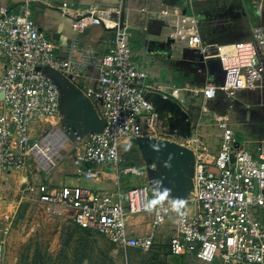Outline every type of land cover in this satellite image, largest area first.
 Instances as JSON below:
<instances>
[{"label": "built area", "instance_id": "1", "mask_svg": "<svg viewBox=\"0 0 264 264\" xmlns=\"http://www.w3.org/2000/svg\"><path fill=\"white\" fill-rule=\"evenodd\" d=\"M54 1L60 2L57 8L62 17L114 32L106 53L96 59L97 75L85 88L86 97L102 106L104 120L101 130L82 138L84 150L79 159L86 163L119 167L122 141L140 136L141 120L153 114L145 92L150 71L133 49L135 13L161 18L162 38L175 43L180 53L190 49L203 62L219 59L223 82L207 84L198 92L203 94L204 104L223 95L229 106L225 113L213 114L222 132L216 156L207 154L199 134L193 138L194 213H187L182 201L156 204L147 185L109 193L82 184L56 186L49 180L60 153L51 137L56 130L54 127L39 138L36 132L45 122L57 119L62 94L48 72L71 80L81 77L32 17L34 5L51 7ZM203 1L216 0H179L172 6L164 0H119L114 5L88 7L76 0H22L1 7L0 177L15 171L36 173L38 201L48 213L67 216L76 226L103 236L124 251H152L157 230L173 219L170 256L187 257L191 264H264V141L249 151L239 145L230 124L238 96L264 90V24L253 28L250 41L220 47L212 55L193 9L194 2ZM254 5L263 15L264 0H254ZM140 31L148 28L140 26ZM183 91L187 89L176 88L173 95ZM203 112L209 113L206 105ZM143 214L151 215V231L131 234L128 219ZM8 231L9 226L5 238Z\"/></svg>", "mask_w": 264, "mask_h": 264}, {"label": "crops", "instance_id": "2", "mask_svg": "<svg viewBox=\"0 0 264 264\" xmlns=\"http://www.w3.org/2000/svg\"><path fill=\"white\" fill-rule=\"evenodd\" d=\"M19 1L21 0H0V8ZM76 1L83 7L96 4L114 5L119 2V0ZM164 1L166 5L172 6L179 0ZM253 1L194 2L193 9L199 20L200 34L207 42L212 55H215L220 47L250 41L253 28L264 24V13L258 14ZM32 17L56 45L57 53L76 66L78 75L81 76L71 80L54 71L48 72L58 83L62 94V106L57 117L59 127H57L68 134L69 140L73 136L78 138L83 134L82 138H84L91 132L101 130L104 124L103 108L86 97L85 88L90 84L92 76L97 75L96 59L106 53L114 39V33L105 30L102 26L91 27L85 23L80 24L63 18L57 8L53 9L45 5H34ZM133 24L135 28L133 49L136 54H141L140 63L150 71L148 89L145 92L154 109L150 117L141 120L142 134L122 141L123 162L117 168L110 165L83 164L82 161H78L76 166L57 165L50 171L48 178L56 186L82 184L96 191L109 193L147 185L151 199L156 204L163 205L179 201L184 198V193L188 190L181 184L188 181L184 179L177 184V189H172L166 195V177L173 179L193 177L192 185L189 187L193 190L194 156H186L183 152H186L187 147L193 148V138L196 133L199 134L209 156H215L220 149L222 133L213 120V114L225 113L229 103L223 95H220L204 104L203 94L198 90L207 84H221L225 75L216 57L204 61L201 67H198L193 60L186 61V57L192 58L180 53L175 43L162 38L164 26L161 18L140 16L135 13ZM140 26H146L148 31L141 32ZM155 86H159L160 90L155 89ZM179 87L186 88L187 91L174 96L173 90ZM259 103L264 105V90L240 94L236 105H243L242 110L251 109L246 116L251 118L263 116V113H257L252 109V106ZM204 105L209 112L207 115L203 112ZM192 107H198L199 109L196 110L198 113H195ZM202 118L207 120L201 121ZM69 122H73L79 128L71 126L72 132L69 131V127L66 130L64 124ZM206 122L209 124L206 125ZM198 124L200 128L197 130L195 126L194 130V125L198 126ZM177 148L182 149L183 152L179 154ZM77 149L82 156L83 144ZM142 167L143 169L138 172L132 170ZM26 178L28 180L29 177H25V180ZM1 179L2 182L5 181L3 176ZM192 199L191 194L190 199L181 200L187 213L196 211ZM10 210L11 203L0 200V260H3L5 255L3 252L6 248L4 230L9 226V219L4 216L9 214ZM128 226L129 232L133 235H147L151 231V215L130 217Z\"/></svg>", "mask_w": 264, "mask_h": 264}, {"label": "rangeland", "instance_id": "3", "mask_svg": "<svg viewBox=\"0 0 264 264\" xmlns=\"http://www.w3.org/2000/svg\"><path fill=\"white\" fill-rule=\"evenodd\" d=\"M21 2L22 0L13 2L12 4H19ZM58 6H60V2L54 1L50 8L56 9ZM32 9L34 10V6ZM104 32L108 33L105 30ZM183 53L185 56L192 58L186 57V61L193 60L198 67H201V64L203 65V58L198 52L185 49ZM242 106L236 105L234 111L231 112L230 124L236 133L239 145L249 151H253L257 148L258 144L264 141V105L259 103L252 106L255 112L263 113V116L251 118L246 117L251 109L242 110ZM192 108L193 111L195 110V113H198L196 111L199 109L198 107ZM200 120L203 121L204 119ZM208 124L209 122H206V125ZM58 125V119L45 122L42 128L37 130L36 137H42L48 130H52L54 127V130H57L56 127ZM64 126L67 130V127L70 128L72 125L69 122L64 124ZM195 126L197 127V125ZM69 131L72 132V129L70 128ZM82 137L83 134L79 135L78 138L73 136L70 140L68 139L63 148L64 150L62 149L59 153L58 161H56L57 165L63 164L70 167V165L76 166L77 162L81 161L77 147L82 145ZM189 148L187 147L186 152L178 148L177 150L179 154L183 152L186 156H194L195 151H191V148ZM82 163L86 162L82 161ZM68 175L70 176L71 174L69 173ZM32 176L34 179L28 178L27 180L26 178L25 180V177ZM3 177L5 178L4 182H2L0 177V200L10 202L11 210L9 214H5L4 216V218L9 219V231L5 240L6 248H4L3 252L5 255L3 260H0V264H73L74 262L77 263L84 254L88 255L85 258V260L87 259L85 264H105L103 261L105 253L112 258L113 264L192 263L187 257L178 258L169 254V243L175 225L173 219V221L168 220L169 222H165L157 230L152 251L142 252L135 249L124 251L108 242L99 234H92L91 237H87L69 217H57L48 213L38 201L37 189L39 180L36 173L27 175L24 172L15 171ZM43 177L44 175H41L40 179ZM192 178L178 177L177 179H173L166 177V195L172 189H177V184L185 179L188 181L181 184L188 190L184 193V198L179 199V201L190 199L192 190L189 187L192 185ZM90 259L91 262H88Z\"/></svg>", "mask_w": 264, "mask_h": 264}, {"label": "bare ground", "instance_id": "4", "mask_svg": "<svg viewBox=\"0 0 264 264\" xmlns=\"http://www.w3.org/2000/svg\"><path fill=\"white\" fill-rule=\"evenodd\" d=\"M51 137L53 139V144L55 146L56 152L61 151L65 147L66 142L68 141V138H69V136L65 132H62L61 130H56L51 135ZM177 178L178 177H176V179Z\"/></svg>", "mask_w": 264, "mask_h": 264}, {"label": "trees", "instance_id": "5", "mask_svg": "<svg viewBox=\"0 0 264 264\" xmlns=\"http://www.w3.org/2000/svg\"><path fill=\"white\" fill-rule=\"evenodd\" d=\"M92 189V188H91ZM93 190H95V189H93ZM78 227V226H77ZM79 229H81V231H83V233L87 236V237H91V235L92 234H96V233H94L93 231H91V230H88V229H82V228H80V227H78ZM112 244V243H111ZM104 254V253H103ZM87 254H84L81 258H80V260L77 262V263H73V264H85V261L87 260H85V258H87ZM91 262V259L90 260H88V262ZM103 261H104V263L105 264H113V260H112V258L108 255V254H104V258H103ZM92 264V263H91Z\"/></svg>", "mask_w": 264, "mask_h": 264}, {"label": "water", "instance_id": "6", "mask_svg": "<svg viewBox=\"0 0 264 264\" xmlns=\"http://www.w3.org/2000/svg\"><path fill=\"white\" fill-rule=\"evenodd\" d=\"M70 124L72 125V127H73V128H76V129H78V128H79L78 126L74 125V123H73V122H71Z\"/></svg>", "mask_w": 264, "mask_h": 264}]
</instances>
